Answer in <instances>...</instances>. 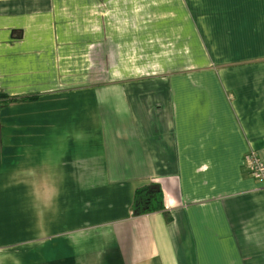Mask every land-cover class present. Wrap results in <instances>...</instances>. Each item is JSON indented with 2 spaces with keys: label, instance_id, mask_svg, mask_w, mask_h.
<instances>
[{
  "label": "crops",
  "instance_id": "1",
  "mask_svg": "<svg viewBox=\"0 0 264 264\" xmlns=\"http://www.w3.org/2000/svg\"><path fill=\"white\" fill-rule=\"evenodd\" d=\"M249 150L264 0H0V264H264Z\"/></svg>",
  "mask_w": 264,
  "mask_h": 264
},
{
  "label": "trees",
  "instance_id": "2",
  "mask_svg": "<svg viewBox=\"0 0 264 264\" xmlns=\"http://www.w3.org/2000/svg\"><path fill=\"white\" fill-rule=\"evenodd\" d=\"M32 98L33 95L28 96ZM132 212L141 213L145 211L163 209L162 193L155 183L136 187L133 191ZM165 220H169L168 213L163 212Z\"/></svg>",
  "mask_w": 264,
  "mask_h": 264
},
{
  "label": "built area",
  "instance_id": "3",
  "mask_svg": "<svg viewBox=\"0 0 264 264\" xmlns=\"http://www.w3.org/2000/svg\"><path fill=\"white\" fill-rule=\"evenodd\" d=\"M243 163L253 177L264 180V157H259L253 150H249L244 154Z\"/></svg>",
  "mask_w": 264,
  "mask_h": 264
}]
</instances>
